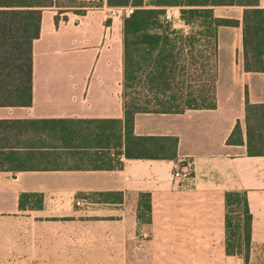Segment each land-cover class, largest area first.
Returning a JSON list of instances; mask_svg holds the SVG:
<instances>
[{"label":"crops","instance_id":"obj_1","mask_svg":"<svg viewBox=\"0 0 264 264\" xmlns=\"http://www.w3.org/2000/svg\"><path fill=\"white\" fill-rule=\"evenodd\" d=\"M81 1L99 4L42 11L32 43L31 105L0 107V121L22 123L0 130V264H245L226 253V192L246 193L252 264L264 244V157L226 143L237 123L245 138V92L250 104H264V74L243 69V7L211 8L214 18L238 22L216 31L215 108L136 114L134 136L175 138L177 155L126 159L109 145L63 142L30 125L123 121L122 25L106 0ZM257 5L264 9V0ZM186 27L184 34L193 29ZM121 142L123 153V130ZM182 158L193 161L194 184L185 190L172 177ZM114 192L123 194V203L92 199ZM140 194L150 195V224L137 219Z\"/></svg>","mask_w":264,"mask_h":264},{"label":"trees","instance_id":"obj_2","mask_svg":"<svg viewBox=\"0 0 264 264\" xmlns=\"http://www.w3.org/2000/svg\"><path fill=\"white\" fill-rule=\"evenodd\" d=\"M58 2L0 0V107L31 105L32 43L39 38L42 11L59 7ZM67 3L70 7H95L81 5L77 0H68ZM257 4L258 0H152L147 4L143 0H106L108 7L132 9L122 21L123 121L39 120L30 122V125L36 132L63 139V142L65 137H73L90 141L81 143L84 145H109L117 155L123 154L126 159H175L177 139L134 136L135 115L181 114L186 110L215 108L216 31L221 26L236 27L238 22L214 18L212 7H243V69L264 74V9L257 8ZM168 8H178L180 19L186 26L192 28L199 23V31L194 33V29H189L184 34L173 29L166 19ZM201 40L203 45L198 47ZM192 71L199 76V83L205 82L206 76L212 74L207 81L208 89L190 91L188 81L177 82L176 72L187 77ZM245 95V138L237 123L226 143L245 146L249 157H264V104H250L246 92ZM16 125L22 123L0 121V130H13ZM122 130L123 153L120 150ZM117 167L121 164L118 163ZM224 198L226 253L242 258L248 264L252 216L246 193L226 192ZM92 199L95 203L121 204L123 194L98 193L92 195ZM20 208L24 209L22 200ZM137 219L142 224L151 223L149 194L139 196Z\"/></svg>","mask_w":264,"mask_h":264},{"label":"rangeland","instance_id":"obj_3","mask_svg":"<svg viewBox=\"0 0 264 264\" xmlns=\"http://www.w3.org/2000/svg\"><path fill=\"white\" fill-rule=\"evenodd\" d=\"M67 2H68V0H59L58 3L59 4H66ZM78 3L81 4V5L84 4L86 6H94V5L99 4L96 1L95 2H89V3L85 2L84 3L81 0L78 1ZM130 10H132L130 7L125 8V11L121 10V8H116L115 9V14L113 15V17L115 18V22L117 24L121 23V25H122L123 18H125L126 16H128L130 14ZM166 19L172 24V28L175 29V30L180 31L183 28L187 29L186 25H184L182 23L183 21L180 19V13H179V9L178 8H168L167 11H166ZM198 24L199 23H195L192 26V28L194 29V33L199 31ZM198 38H200V37H198ZM206 56H208V54ZM195 57H197V55ZM211 65L213 66V63ZM176 73H177V76H176L177 82L180 83V81H182V80L188 81L187 82V86H189L188 90H190V91H196V90H199L201 88L208 89L207 88V81L211 79V75H212V74L209 73V75H207L205 80H204L205 82H203V83L200 82L199 83L197 81L199 76H196L197 74H195L194 71L189 73V75L187 74V77L181 76L179 72H176ZM185 86H186V83H185L184 87ZM148 99H151V98H148ZM252 264H264V244L263 245H259V246H257L255 248L254 255L252 257Z\"/></svg>","mask_w":264,"mask_h":264},{"label":"built area","instance_id":"obj_4","mask_svg":"<svg viewBox=\"0 0 264 264\" xmlns=\"http://www.w3.org/2000/svg\"><path fill=\"white\" fill-rule=\"evenodd\" d=\"M172 177H173V182H175L178 189L185 190L192 187L194 184L192 159L190 158L180 159L174 167ZM76 205L82 206L83 202L77 201Z\"/></svg>","mask_w":264,"mask_h":264}]
</instances>
